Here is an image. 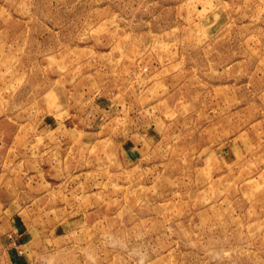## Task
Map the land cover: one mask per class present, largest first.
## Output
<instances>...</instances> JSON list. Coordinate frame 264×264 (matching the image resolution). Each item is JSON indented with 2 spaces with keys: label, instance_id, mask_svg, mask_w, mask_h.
Here are the masks:
<instances>
[{
  "label": "rangeland",
  "instance_id": "1",
  "mask_svg": "<svg viewBox=\"0 0 264 264\" xmlns=\"http://www.w3.org/2000/svg\"><path fill=\"white\" fill-rule=\"evenodd\" d=\"M13 228L19 264H264V0H0V264Z\"/></svg>",
  "mask_w": 264,
  "mask_h": 264
},
{
  "label": "crops",
  "instance_id": "2",
  "mask_svg": "<svg viewBox=\"0 0 264 264\" xmlns=\"http://www.w3.org/2000/svg\"><path fill=\"white\" fill-rule=\"evenodd\" d=\"M12 225H14V223H12ZM10 231V232H9ZM8 234H6L5 238H7V240L9 242H6L5 244V249L7 252V255L9 256L10 260L12 259V261L15 264H19V253H22L21 250H19V245L23 246V244L19 243V234L15 235V232H19L18 228H13L12 230H9ZM11 238V239H9Z\"/></svg>",
  "mask_w": 264,
  "mask_h": 264
}]
</instances>
